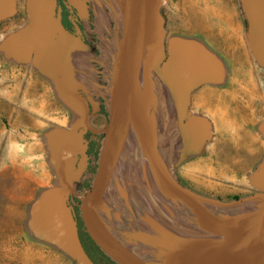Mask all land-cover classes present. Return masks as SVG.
<instances>
[{
    "label": "rangeland",
    "instance_id": "rangeland-1",
    "mask_svg": "<svg viewBox=\"0 0 264 264\" xmlns=\"http://www.w3.org/2000/svg\"><path fill=\"white\" fill-rule=\"evenodd\" d=\"M147 4L149 15L153 0H147ZM60 7L65 14L64 27L70 33L62 51L75 86L88 102L90 113L89 162L76 193L71 196L70 205L76 213L84 245L104 262L105 258L90 244L81 217V199L92 188L108 125L123 12L116 17L104 0H60ZM197 11L200 16L195 20ZM162 12L166 19L167 43L209 34L210 51L216 56L219 54L217 57L224 65L220 83L203 85L192 94L191 108L194 114L211 121L212 139L199 154L180 161L174 173L186 187L211 200L230 203L254 196L258 191L250 185L249 176L264 159V135L259 129L264 122V69L252 56L241 2L171 0ZM179 12L192 23L183 21L182 16L179 18ZM25 15L19 1L17 14L0 23V44L20 29ZM203 16L207 25L209 20L212 22L211 28L197 27L196 21ZM154 35V24L149 19L138 111L148 143L158 144L166 164L179 151L175 130L178 124L172 91L155 81L150 71ZM78 118L60 98L51 79L32 64L17 63L0 52V264H76L55 246L38 240L28 224L34 202L44 191L61 183L47 134L57 127L70 128ZM178 139L184 145L180 134ZM103 204L102 213L115 218L114 222L124 228L142 222L152 228L151 221L154 222L156 217L166 231H173L176 236L180 229L187 231V237L195 241L200 240V233L221 237L191 225L182 206H178L170 195H162L141 163L132 135ZM263 204L264 195L237 207L217 211L227 217L230 214L225 211H232V220L245 223ZM146 215L150 216V222ZM135 235L139 237L142 231ZM131 250L151 258L154 264H170L152 255L148 247L134 245ZM193 254L180 257L190 259Z\"/></svg>",
    "mask_w": 264,
    "mask_h": 264
},
{
    "label": "water",
    "instance_id": "water-1",
    "mask_svg": "<svg viewBox=\"0 0 264 264\" xmlns=\"http://www.w3.org/2000/svg\"><path fill=\"white\" fill-rule=\"evenodd\" d=\"M19 1L0 0V23L17 14ZM169 1L157 0L153 12L148 15L147 0H119L123 12L122 37L111 87L110 117L92 188L81 199L83 224L94 243L117 264H153L151 258L132 251L134 245L148 247L152 255L170 264H264V204L245 223L217 211L237 207L264 195V159L249 176L250 185L258 192L230 203L197 194L183 186L174 173L180 161L199 154L212 139L211 121L194 114L191 108L192 94L203 85L220 83L224 77V65L214 53L196 41L174 39L167 43L166 19L162 10ZM240 2L252 56L264 69V0ZM26 7L28 24L8 35L0 44V52L17 63L32 64L51 79L63 102L79 116L70 128L57 127L47 134L52 161L61 183L44 191L34 202L29 229L38 240L55 246L76 264H97L83 244L76 213L70 205L71 196L76 193L88 166L87 135L90 131L88 102L80 88L68 80L61 59L70 33L62 22L58 0H28ZM149 19L154 21L155 32L151 65L156 75L171 88L175 117L184 144L163 167L152 153L138 111V89ZM259 129L264 135V122ZM130 135L136 141L141 163L162 195H170L182 206L191 225L220 234L226 241L207 247L190 259H182L175 244L178 246L186 239L187 231H183L186 235L180 231L176 236L173 231L163 228L160 219L155 217L152 222L149 215L146 219L151 221L152 228L145 222L124 228L114 222L115 218L102 213L101 205H105L106 193ZM135 209L132 212L136 213ZM121 218L126 220L125 216ZM137 231H142V235L136 237Z\"/></svg>",
    "mask_w": 264,
    "mask_h": 264
},
{
    "label": "bare ground",
    "instance_id": "bare-ground-1",
    "mask_svg": "<svg viewBox=\"0 0 264 264\" xmlns=\"http://www.w3.org/2000/svg\"><path fill=\"white\" fill-rule=\"evenodd\" d=\"M156 2H157V0H153V4H152L151 12L150 13L153 12L154 7L156 5ZM175 5H173V6H175ZM177 16L179 18H181L182 15L179 12V14ZM195 16H196L195 20H197L198 17L200 16L199 11H197V14ZM200 19L201 20L196 21V23H198L200 25V27H199V25H197L198 28H201L203 30L205 28H211L213 26V24H212V22H210V20L208 21V25L206 24V20H205L204 16H203V18L201 17ZM182 20L185 21L188 24H191L192 23L191 22V19H187L186 18V20H185V18L183 16H182ZM192 20H193V18H192ZM196 23L194 22V24H196ZM153 24H154V21H153ZM153 47H154V42H153ZM153 47H152V50H151V53H150V71L153 73V74L152 73L151 74H152L153 78L155 79V81H157L159 84L163 85L164 87L167 86L166 88H168V89L171 90V88L169 87V85L164 80H162L158 75H156V73L154 72V70L152 68V65H151V57H152ZM117 52H118V48H117ZM61 59H62V63L66 67V72H67L68 80L72 83L73 86H75V83H74V81H73V79L71 77V74H70V71H69V67H68V64H67V61H66V58L64 56L63 51L61 53ZM139 89H140V85H139ZM139 89H138V94H139ZM176 130H177V145H178V149L180 150L182 148V145L180 144L178 138H179V134L181 132V129L176 127ZM129 139H130V137H129ZM129 139H128V143H129ZM128 143H127L126 149L128 147ZM149 146H150V148L152 150V153L155 156L156 160L158 161V163L160 164V166L163 167L165 165V162L163 160V156H162V153H161V150H160L158 144L156 142H150L149 143ZM125 152H126V150H125ZM125 152H124V154H125ZM123 157H124V155H123ZM123 157H122V159H123ZM121 162H122V160H121ZM121 162H120V164H121ZM120 164H119V166H120ZM119 166H118V168H117L116 171H118ZM175 203L178 206H181L178 202L175 201ZM178 231L179 232L181 231V233H183V230H180L179 229ZM183 234L186 235V233H183ZM185 237H186V239H183V242L184 243L181 242L180 245H178V246H177V244H175V246L177 247V249L180 250V256L181 255H184L186 253H191V252H192V254L193 253H198L199 251L205 250V248H207V247H211V246H214L216 244H219V243H222V242L226 241L225 237H222V236L221 237H210V236H208V235H206L204 233H200V240H196V241L194 239H192V238L187 237V236H185Z\"/></svg>",
    "mask_w": 264,
    "mask_h": 264
},
{
    "label": "flooded vegetation",
    "instance_id": "flooded-vegetation-1",
    "mask_svg": "<svg viewBox=\"0 0 264 264\" xmlns=\"http://www.w3.org/2000/svg\"><path fill=\"white\" fill-rule=\"evenodd\" d=\"M105 2H106V4H107V6H108V8H111L112 9V11L115 13V16L116 17H119V15L121 14V11H122V6H120V4H119V0H104ZM20 2H21V4H22V6H23V8L25 9V13H26V17L23 19V23L20 25V28L21 27H24L25 25H27L28 24V22H29V15H28V12H27V7H26V5H27V2H28V0H20ZM58 4H59V6H60V0H58ZM121 10H120V9ZM112 12V13H113ZM62 22H63V24H64V26H66V23H65V14H64V10L62 9ZM207 28H205V29H203V30H206ZM209 30V29H208ZM212 33V32H211ZM207 35H209V34H207ZM207 35H199V36H194V37H192V38H190L191 40H193V41H196V42H198V43H200V44H202L205 48H209L208 50L210 51L211 49H210V42H211V39L209 38V36H207ZM219 55V54H218ZM217 55V56H218ZM219 58V57H218ZM143 62H144V59H143ZM142 68H143V63H142ZM142 72H141V80H140V85L143 83V81H142ZM109 117H110V115H109ZM108 122H109V120H108ZM263 123V122H262ZM175 130H176V126H175ZM181 182V181H180ZM181 184L183 185V186H185L182 182H181ZM186 187V186H185ZM176 240H178V239H176ZM179 241V240H178ZM180 242H182V243H184L183 242V240H181Z\"/></svg>",
    "mask_w": 264,
    "mask_h": 264
},
{
    "label": "trees",
    "instance_id": "trees-1",
    "mask_svg": "<svg viewBox=\"0 0 264 264\" xmlns=\"http://www.w3.org/2000/svg\"><path fill=\"white\" fill-rule=\"evenodd\" d=\"M237 198V197H236ZM91 241V242H90ZM90 244H92L94 246V248L97 250V252L104 257L105 261L102 262L103 260H99L100 258H98L96 255H94L90 250H88V248H86V250L88 251L89 255L92 257V259L97 263V264H117L115 263L113 260H111L107 255H105V253L93 242V240L90 238ZM84 244V243H83Z\"/></svg>",
    "mask_w": 264,
    "mask_h": 264
},
{
    "label": "crops",
    "instance_id": "crops-1",
    "mask_svg": "<svg viewBox=\"0 0 264 264\" xmlns=\"http://www.w3.org/2000/svg\"><path fill=\"white\" fill-rule=\"evenodd\" d=\"M192 103H194V97L192 98ZM225 212H226V214H230V216H229L230 218L234 217V212H232V211H225Z\"/></svg>",
    "mask_w": 264,
    "mask_h": 264
}]
</instances>
